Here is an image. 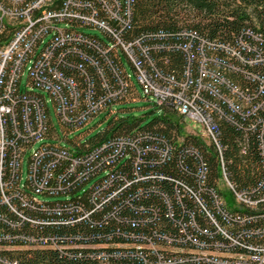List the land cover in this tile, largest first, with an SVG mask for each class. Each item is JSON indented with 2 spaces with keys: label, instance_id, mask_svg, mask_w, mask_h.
I'll list each match as a JSON object with an SVG mask.
<instances>
[{
  "label": "trees",
  "instance_id": "trees-1",
  "mask_svg": "<svg viewBox=\"0 0 264 264\" xmlns=\"http://www.w3.org/2000/svg\"><path fill=\"white\" fill-rule=\"evenodd\" d=\"M78 1L85 4L86 14L94 9L106 19L102 0ZM126 1L128 20L109 21L108 29H102L109 42L115 41V34L136 42L138 51L146 49L152 72L175 83L186 81L197 99L215 105L219 112L214 109L212 117L219 148L183 131V118L168 105L157 108L160 113L145 125H140L142 117L122 115L111 118L103 132L88 140L66 137L80 155L93 150L95 154L72 170L66 157H57L49 148L47 161L37 171L49 191L34 195L66 199L38 198V203L29 196L23 204L18 194L5 202L0 184V264H210L190 251L201 247L254 253L264 245V0ZM46 47L39 61L41 75L57 82L73 121L90 110L91 103L127 95L118 90L124 76L121 55L118 58L96 36ZM200 49L213 58L208 65L222 78L217 94L195 86ZM53 71L61 78L55 79ZM232 89L247 95L249 108L229 107L225 99ZM9 94L3 100L15 109L21 134L12 133L14 123L6 115L12 145L5 152L3 179L16 191L13 165L16 148L26 141L24 117L28 114L35 124L36 107L46 108L40 98L17 93L16 85ZM117 103L108 115L115 113ZM45 125L47 134L53 133L50 116ZM220 163L233 189L245 192L253 206L228 213L216 204ZM37 184L27 183L28 189L36 191ZM148 243L167 247L153 250Z\"/></svg>",
  "mask_w": 264,
  "mask_h": 264
},
{
  "label": "built area",
  "instance_id": "built-area-1",
  "mask_svg": "<svg viewBox=\"0 0 264 264\" xmlns=\"http://www.w3.org/2000/svg\"><path fill=\"white\" fill-rule=\"evenodd\" d=\"M103 10H105L106 19L98 16L93 9L92 14H86L83 11L84 5L78 0H0V82L4 77L5 91L4 96L0 94V184L1 197L5 202L10 201V197L18 195L23 204H27L28 197L40 203V200L34 196L38 192L49 191V186L44 181L37 178L39 167H43V160L47 161V150L52 149L57 157H66L69 160V166L74 170V166L84 160L91 158V154L80 155L75 148L60 144L61 137L54 132L47 134L46 121L49 119V108L46 106L45 95L47 94L53 104L55 115L58 118L62 128L63 137L74 130L87 125L90 120L103 111L110 110L112 104L119 102L120 99L129 100L133 95H138L135 84L131 80L121 63L123 77L121 86L118 90L128 92L124 98L111 101L109 103H91L90 110L81 111L74 119L66 112V104L62 93L59 91L57 82L46 80L42 77L40 57L46 51L47 44L64 43L71 39L93 36L83 33L79 28L91 27L99 30L108 29L109 21L125 23L128 20V3L126 0H102ZM124 11V12H123ZM63 24L64 27L60 25ZM103 31V30H102ZM104 32V31H103ZM115 41L106 43L107 47L116 53L117 57L123 54L132 67L133 74L138 84L143 90L144 99L148 100L157 108L168 105L183 120L191 119L199 126L197 130L188 129L185 132L194 133L201 137L206 146H216L215 133H217L212 113L214 109H219L210 103L197 99L195 93H190L186 81L175 83L172 78L163 74L152 72L149 66H153L151 59L145 48L136 49L139 45L136 42H127L114 35ZM140 53V56H139ZM199 58V77L195 81V86L204 90H211L217 94V86L222 82V78L214 74L213 69L208 65L213 60L212 57L205 56L200 49ZM120 60V59H119ZM218 69V68H217ZM26 73V74H25ZM158 74V75H157ZM26 75V89L21 88L22 77ZM53 77L61 78L58 72L53 71ZM16 85V91L24 97H38L41 99V105L36 107L34 123L29 120L28 114L24 117V135L26 138L16 148V162L13 165L15 181L17 183L16 191L9 187L3 179L5 152L12 145L11 139L6 131V115L10 116L14 126L12 133L19 136L21 133L14 122L15 109L3 100V97H9L12 87ZM37 90V91H34ZM110 90V89H109ZM129 90L131 94H129ZM133 90V92H132ZM71 95L75 97L76 91L71 87ZM116 93L110 90V94L116 97ZM135 99V98H134ZM225 101L233 110L249 108L250 101L243 92L232 89ZM67 128V129H66ZM51 138L54 141L46 142L45 139ZM205 139V141H204ZM38 146H35L38 144ZM103 143L97 150H102L106 146ZM27 156L26 175L23 176V164ZM88 156V157H87ZM218 175L215 183V202L218 206L226 207L228 213H236L246 206H253L254 203L245 192H238L224 172L222 163L217 166ZM43 171L48 172L44 167ZM37 182L36 191L28 189L27 183ZM25 188L27 190L25 191ZM7 191V193H6ZM21 192V193H19ZM219 192V193H218ZM221 193V194H220ZM22 194V195H21ZM238 209V210H237ZM147 248L158 250L165 249L154 243H148ZM189 252L187 250H182ZM254 253L225 252L218 249H204L198 247L191 250V254L200 255L210 262V264H226L227 261H235L236 264L249 262L250 264H264V245L259 249L252 250ZM16 264V263H13Z\"/></svg>",
  "mask_w": 264,
  "mask_h": 264
},
{
  "label": "rangeland",
  "instance_id": "rangeland-1",
  "mask_svg": "<svg viewBox=\"0 0 264 264\" xmlns=\"http://www.w3.org/2000/svg\"><path fill=\"white\" fill-rule=\"evenodd\" d=\"M61 27H64L63 24L60 25ZM80 31L83 33H87L93 36H96L97 38L101 39L105 43H109V39L106 37L104 32L102 30H99L97 28H91V27H85V28H79ZM121 59L123 60L124 67L129 75H131V80L135 84V89L138 93V98L132 102L127 103H117V105L114 106L115 113L108 115L107 111H103L102 113L98 114L94 118L90 120V122L87 123V125L83 126L80 129L74 130L73 132H70L66 135L68 140H73L75 136L80 135L84 136L83 140H88V138L93 137L94 135L103 132V130L107 127L108 123L110 122V119L113 118V120L116 119L117 116L122 115H129V116H136V117H142L143 121H141L140 125L147 124L152 117L160 113V109H157L153 104H151L148 100L144 99L143 90L141 89L140 85L138 84L135 75L133 74L132 67L130 66L128 60H126L125 56L121 54ZM26 74V73H25ZM26 75L22 77L21 81V88L26 89ZM37 91V90H34ZM46 100V106L49 108V116H50V122L52 124L53 132L55 135H59L61 137L60 144L69 147L70 143L68 140H66L63 137V128L58 121V118L55 115L54 107L52 104V101L50 97L46 94L45 95ZM184 123L183 131H187L188 129H198L197 123L192 121L189 118H186L185 120H182ZM46 142H52L54 141L51 138L45 139ZM205 141V139H204ZM36 144L35 146H38ZM26 162H27V156L25 157V161L23 164V173L22 175L25 176L27 172L26 168ZM92 181V180H90ZM90 183V182H89ZM89 186L86 185L84 188L87 189ZM40 200H49V201H56V200H63L66 199L65 195H59L57 197L53 196H37Z\"/></svg>",
  "mask_w": 264,
  "mask_h": 264
},
{
  "label": "bare ground",
  "instance_id": "bare-ground-1",
  "mask_svg": "<svg viewBox=\"0 0 264 264\" xmlns=\"http://www.w3.org/2000/svg\"><path fill=\"white\" fill-rule=\"evenodd\" d=\"M226 264H236L235 261H227Z\"/></svg>",
  "mask_w": 264,
  "mask_h": 264
}]
</instances>
